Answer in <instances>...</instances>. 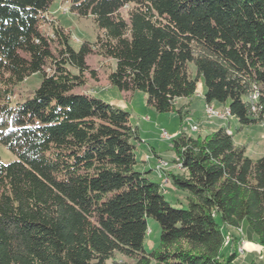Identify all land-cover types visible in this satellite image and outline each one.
<instances>
[{
    "label": "trees",
    "instance_id": "16d2710c",
    "mask_svg": "<svg viewBox=\"0 0 264 264\" xmlns=\"http://www.w3.org/2000/svg\"><path fill=\"white\" fill-rule=\"evenodd\" d=\"M52 1L0 0V143L17 156L0 160V264H235L238 240L226 256L223 226L246 229L264 248V156L249 158L228 128L178 136L182 173L172 180L187 206L175 207L136 170L130 113L76 91L96 52L116 62L112 86L144 93L158 113L180 112L176 101L191 99L203 78L208 104L256 123L264 0H73L72 12L99 31L79 51L62 28L41 30ZM39 72L33 97L15 103L16 88ZM150 219L161 233L148 249Z\"/></svg>",
    "mask_w": 264,
    "mask_h": 264
},
{
    "label": "rangeland",
    "instance_id": "374dc122",
    "mask_svg": "<svg viewBox=\"0 0 264 264\" xmlns=\"http://www.w3.org/2000/svg\"><path fill=\"white\" fill-rule=\"evenodd\" d=\"M73 0H53L46 18L42 22L41 30L53 37L55 26L62 28L70 36V45L79 51L83 44L94 45L97 41L98 29L92 17L78 16L72 12ZM55 45H52L53 50ZM55 55L57 52L54 50ZM89 70L85 73V85L76 91L93 94L97 98L109 103L117 104L123 101L120 108L130 113V123L139 132V141L136 144L137 171H148L152 182L160 184L166 199L175 207L187 206V192L178 190L173 185L172 176L182 173L179 161L172 149V142L178 136L201 135L205 137L220 128H228L234 136V143L244 148L246 155L256 161L264 156V118L256 123L242 126L236 118L228 113V105L216 102L208 104L205 99L206 87L203 78L200 79L196 94L191 99H178L176 107L180 112L158 113L149 106L145 94L142 92L122 93L109 82V74L116 68V62L99 56L96 52L87 59ZM49 64L46 66L50 73ZM73 73L78 71L71 69ZM190 72L195 77L196 70L190 64ZM43 74L36 73L21 83L15 90L14 102H22L33 97L35 91L43 81ZM203 90V91H202ZM253 110V109H252ZM254 111V110H253ZM0 160L11 163L17 160L16 154L0 143ZM150 234L146 238V247L155 248L158 245L161 228L155 220H149ZM240 241L237 250L245 253V244L251 241L244 229H240ZM227 234V231H224ZM236 237L226 235L223 253L229 254L230 245ZM117 259L128 260L117 255ZM264 264V250L255 251L248 255V259L239 264Z\"/></svg>",
    "mask_w": 264,
    "mask_h": 264
},
{
    "label": "crops",
    "instance_id": "0c3cea01",
    "mask_svg": "<svg viewBox=\"0 0 264 264\" xmlns=\"http://www.w3.org/2000/svg\"><path fill=\"white\" fill-rule=\"evenodd\" d=\"M134 95H135V93H134ZM145 98H147V96ZM122 102L123 101L121 100L116 105L119 107V106H121ZM244 230L246 232V229H244ZM224 231H227L228 235H232L233 237H236L237 240H238V242H237V245H238V243L240 241V238H241V237H239L240 236L239 235V231L237 229H234V228L223 226V232ZM231 245H232V243H231ZM231 245H230V247H231ZM262 250H264V248L261 247L255 240L247 241L246 244H245V253L240 254L238 256V258L235 261V264H239V263H242V262L246 261L248 259V255L251 254L252 252L262 251ZM229 252H230V250H229ZM255 264H259V263H255Z\"/></svg>",
    "mask_w": 264,
    "mask_h": 264
},
{
    "label": "built area",
    "instance_id": "2783aa9c",
    "mask_svg": "<svg viewBox=\"0 0 264 264\" xmlns=\"http://www.w3.org/2000/svg\"><path fill=\"white\" fill-rule=\"evenodd\" d=\"M257 99H258V93H253L251 96H250V101L251 103H253V110L254 111H257V107H256V103H257Z\"/></svg>",
    "mask_w": 264,
    "mask_h": 264
},
{
    "label": "bare ground",
    "instance_id": "6f19581e",
    "mask_svg": "<svg viewBox=\"0 0 264 264\" xmlns=\"http://www.w3.org/2000/svg\"><path fill=\"white\" fill-rule=\"evenodd\" d=\"M228 113H229V115H230V111H229V109H228Z\"/></svg>",
    "mask_w": 264,
    "mask_h": 264
}]
</instances>
